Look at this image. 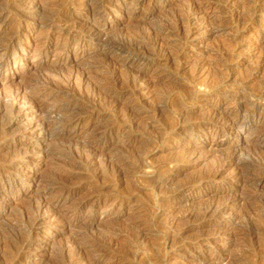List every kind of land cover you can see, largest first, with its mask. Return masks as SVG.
<instances>
[{
	"label": "rangeland",
	"instance_id": "1",
	"mask_svg": "<svg viewBox=\"0 0 264 264\" xmlns=\"http://www.w3.org/2000/svg\"><path fill=\"white\" fill-rule=\"evenodd\" d=\"M16 31L4 264H264V0H0V61Z\"/></svg>",
	"mask_w": 264,
	"mask_h": 264
},
{
	"label": "bare ground",
	"instance_id": "2",
	"mask_svg": "<svg viewBox=\"0 0 264 264\" xmlns=\"http://www.w3.org/2000/svg\"><path fill=\"white\" fill-rule=\"evenodd\" d=\"M82 1V0H81ZM102 1V0H101ZM113 1V0H112ZM92 2V1H91ZM109 2V1H108ZM82 5V4H81ZM102 5V4H101ZM105 5H106V3H105ZM36 6V5H35ZM63 6V5H62ZM71 6V5H70ZM83 6V5H82ZM85 6V5H84ZM103 6V5H102ZM60 8V7H59ZM92 11H96V6L95 5H91L90 7H89ZM34 9H35V7H34ZM68 9V8H67ZM65 10V9H64ZM28 11V10H27ZM35 11V10H34ZM67 11V10H66ZM34 14H36V15H38L39 14V9H37L35 12H33ZM62 13V12H61ZM98 13V12H97ZM96 17V16H95ZM93 18V17H92ZM97 18V17H96ZM95 19V18H94ZM15 33H17V31L15 32ZM101 34V28H97L96 30H94V31H91L90 33H89V35L91 36V38L92 37H94L95 35H100ZM14 35V34H13ZM18 35H20L19 34V32L17 33V34H15V36H13V37H11L12 39H11V42L9 43V45L6 47V51H7V53H6V58H4V59H2L1 61H0V69L1 68H3V67H6V66H8V64H9V62H10V60H11V54L8 52V50H9V48H11V45L13 44V42L17 39V37H18ZM12 36V35H11ZM58 39V38H57ZM80 40V39H79ZM82 40V39H81ZM157 39L154 37H152V36H150V37H148V38H144V36H143V40L142 41H140V42H142L141 43V45L143 44L144 46H148V47H150V48H155L156 47V45H157ZM138 42V41H137ZM115 45V44H114ZM137 45H138V47H139V44L137 43ZM122 47V46H121ZM120 47V48H121ZM120 48H117V47H111L108 51L111 53V52H117L118 50H120ZM140 48H141V46H140ZM146 50V49H145ZM23 53V52H22ZM142 58H143V56H142ZM139 59V58H138ZM144 59V58H143ZM143 59H142V61H143ZM108 70V69H107ZM109 76V75H108ZM107 77V76H106ZM111 77V76H110ZM138 78V77H137ZM1 79V78H0ZM58 80H60V78H58ZM104 80H106V79H104ZM110 80V79H109ZM101 81H103V80H101ZM129 81L130 82H136L137 81V79L136 78H129ZM0 82H1V80H0ZM110 85V84H109ZM38 86H41L42 87V85H38ZM102 86H105L102 82L100 83V82H98L94 87H93V91H92V94H91V96L92 97H96L97 96V90H99ZM108 86V85H107ZM28 87V86H27ZM49 88V86L48 85H44V87L43 88ZM37 88V87H36ZM40 88V87H39ZM45 88V89H46ZM104 88V87H103ZM107 88V87H106ZM38 90H42L41 88L40 89H38ZM102 90V89H101ZM43 92V91H42ZM105 92V91H104ZM110 92V91H109ZM39 93V92H38ZM14 94V93H13ZM17 94L18 93H16V95H12V97H11V100L10 99H2V100H0V115L2 114V113H9L10 115H12L13 114V112L19 107L18 106V104H19V102H18V98L19 97H17ZM98 95H100V94H98ZM113 95V94H112ZM121 94H116L115 96H120ZM109 97H110V95H109ZM4 98V97H3ZM112 99V98H111ZM111 99H110V101H111ZM32 100V106L33 107H35L34 109L40 114V116H41V119L42 120H40L39 122H41V125H43L44 126V128L45 127H48L50 124H51V121H49V118L51 117V114H53L54 112H55V110L56 109H50V110H47L46 112L44 111V108H43V104H42V101H41V99L40 98H38V97H35V98H32L31 99ZM84 106V105H83ZM85 108H87V107H90L89 106V104L88 105H86V106H84ZM60 108V107H59ZM58 108V109H59ZM259 109V108H258ZM131 110H133L132 108H131ZM60 112V111H59ZM38 114V115H39ZM46 114V119L45 118H42V116L43 115H45ZM78 116V115H77ZM74 117V116H73ZM76 117V116H75ZM39 118V117H38ZM72 118V117H71ZM71 118L69 119H62V120H60L59 121V123H60V126L63 128V130H65L69 125H70V123H71ZM76 120H81L82 119V117L81 116H78V117H76L75 118ZM3 120V119H2ZM16 120L13 118V116L9 119V122H15ZM4 123V122H3ZM8 123V122H7ZM6 124V123H5ZM40 126V125H39ZM55 134V136H57V137H61L62 136V132L60 131V132H55L54 133ZM36 143V142H35ZM34 143V144H35ZM41 145H43V143H40ZM29 147V146H28ZM68 150H67V147H63V146H59L57 149H56V152H59V153H66ZM71 151V150H70ZM70 151H68V153L70 152ZM1 152V151H0ZM55 152V151H54ZM67 153V154H68ZM9 154V153H8ZM67 154L65 155V156H67ZM70 154V153H69ZM62 156V155H61ZM64 156V155H63ZM86 159H87V157H86ZM90 159H92V158H90ZM72 160V159H71ZM77 160V159H76ZM70 161V160H69ZM66 162V161H65ZM91 162V161H90ZM71 163V162H70ZM103 164V163H102ZM116 162L115 161H113V160H111V161H109L108 163H107V167H113V169H114V173L117 175V174H121V170H119L118 168H116L115 166H116ZM119 165V164H118ZM91 166V165H90ZM66 167V166H65ZM123 167V166H122ZM69 168V167H68ZM104 170V169H103ZM123 170V169H122ZM1 172V171H0ZM109 176V175H108ZM111 177H113V176H111ZM3 178V177H2ZM81 181V180H80ZM6 186V185H5ZM4 185H2V184H0V195H2V194H8V193H11L12 191H13V188H7V187H5ZM22 186V185H21ZM66 193V192H65ZM14 195V194H13ZM4 196V195H3ZM2 196V197H3ZM49 203V202H48ZM36 204V203H35ZM1 207V206H0ZM215 208V207H214ZM212 211V210H211ZM28 212V211H27ZM32 213L34 214V212L32 211ZM211 213V212H210ZM204 215V214H203ZM22 216V215H21ZM29 216V215H28ZM21 219V218H20ZM22 220V219H21ZM22 223H24V222H22ZM32 224H33V222H32ZM31 224V225H32ZM21 225V224H20ZM57 226V225H56ZM25 227V226H24ZM142 236V235H141ZM29 239V238H28ZM93 240V239H92ZM22 243V247H30L31 245H32V242L31 241H28V242H25V241H22L21 242ZM81 244V243H80ZM5 246V245H4ZM7 246V245H6ZM32 247V246H31ZM77 248V247H76ZM82 247H78V251L80 252V251H82ZM19 250V249H18ZM13 251V250H12ZM7 252V251H6ZM91 252V251H90ZM19 253V252H18ZM17 253V254H18ZM60 253H63V252H60ZM6 255V254H5ZM14 255V254H13ZM17 257V255H14L13 256V258L14 257ZM5 258H6V256H4ZM61 257V256H60ZM4 258V259H5ZM9 258V257H8ZM10 259H12V258H10ZM18 259V258H17ZM19 259H20V261L19 262H21L22 261V255L21 256H19ZM18 259V260H19ZM28 260V259H27ZM39 260V259H38ZM59 260V259H58ZM11 260H9V264L11 263L10 262ZM14 261V260H13ZM79 261V260H78ZM25 262V261H24ZM7 263V262H6ZM32 263V262H31ZM0 264H4V262L3 261H1L0 260Z\"/></svg>",
	"mask_w": 264,
	"mask_h": 264
}]
</instances>
